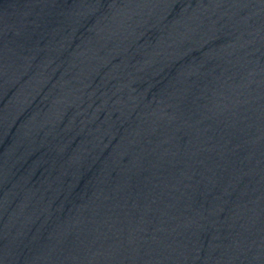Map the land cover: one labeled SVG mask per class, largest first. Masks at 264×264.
Listing matches in <instances>:
<instances>
[{
	"label": "water",
	"instance_id": "water-1",
	"mask_svg": "<svg viewBox=\"0 0 264 264\" xmlns=\"http://www.w3.org/2000/svg\"><path fill=\"white\" fill-rule=\"evenodd\" d=\"M0 264H264V0H0Z\"/></svg>",
	"mask_w": 264,
	"mask_h": 264
}]
</instances>
